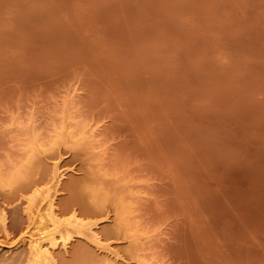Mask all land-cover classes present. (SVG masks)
<instances>
[{
	"label": "rangeland",
	"instance_id": "obj_1",
	"mask_svg": "<svg viewBox=\"0 0 264 264\" xmlns=\"http://www.w3.org/2000/svg\"><path fill=\"white\" fill-rule=\"evenodd\" d=\"M48 189L58 264H264V0H0V264Z\"/></svg>",
	"mask_w": 264,
	"mask_h": 264
},
{
	"label": "bare ground",
	"instance_id": "obj_2",
	"mask_svg": "<svg viewBox=\"0 0 264 264\" xmlns=\"http://www.w3.org/2000/svg\"><path fill=\"white\" fill-rule=\"evenodd\" d=\"M59 172H58V176L56 178L57 182L54 181V183H53L54 187H55V185L57 186V183L59 185L61 183V178L64 177L63 175L65 173L63 174V173H61V171H59ZM50 189H48L46 191L48 193L46 194L45 197H43L44 202L45 203L47 202V205H48V209H46L47 212L44 214V212L41 211L38 206H36V209H38V208L39 209L36 212L34 211L35 214H34V216H32L33 217L32 218L33 219V228L32 229H34V230H33V233L31 231L30 232L31 234H29L27 236V237H29V239H27V240H28V242H30L29 245H30L31 253H32L34 259H36L39 264L40 263L41 264H58L57 258L55 255V249L57 246H59V242H61L64 247L68 246L70 240L72 239L73 234H77L78 232L81 233L82 229H84V230L87 229L88 231H86V232L91 231L90 234L93 236V239L95 240V242H98L101 240L99 238L100 236H98V234L96 232H93V229H94L93 224H85L82 221H78V220H76L77 218L75 215H73L72 219L66 220V222L62 221L59 218L60 216L57 215V211H56L57 209H56V205H55V200H56L55 196H56L57 192L55 190L56 193L54 195V193L52 194V192H54V189L53 190L51 189L52 192ZM54 198H55V200H54ZM41 202H42V204H45L43 201H41ZM73 230L77 231V233H75ZM83 232L84 231H82V233ZM100 243H101V241H100ZM100 249H102V247ZM104 250L111 251L108 248H106ZM111 252H109V253H111ZM111 255H114V253ZM119 256H121V255L119 254ZM114 259H116V257ZM122 259H120V260H122Z\"/></svg>",
	"mask_w": 264,
	"mask_h": 264
}]
</instances>
